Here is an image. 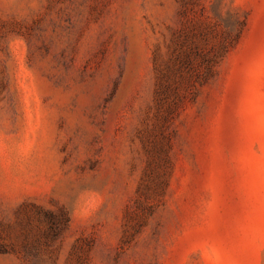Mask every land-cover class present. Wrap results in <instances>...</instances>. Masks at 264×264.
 Instances as JSON below:
<instances>
[{"label": "rangeland", "instance_id": "1", "mask_svg": "<svg viewBox=\"0 0 264 264\" xmlns=\"http://www.w3.org/2000/svg\"><path fill=\"white\" fill-rule=\"evenodd\" d=\"M0 264H264V0H0Z\"/></svg>", "mask_w": 264, "mask_h": 264}]
</instances>
